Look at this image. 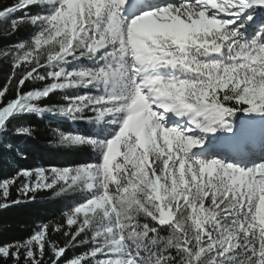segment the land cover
I'll return each instance as SVG.
<instances>
[{
    "label": "snow or ice",
    "instance_id": "snow-or-ice-1",
    "mask_svg": "<svg viewBox=\"0 0 264 264\" xmlns=\"http://www.w3.org/2000/svg\"><path fill=\"white\" fill-rule=\"evenodd\" d=\"M22 29L0 46V140L53 116L89 159L0 179V209L75 201L0 264H264V0L0 2V35Z\"/></svg>",
    "mask_w": 264,
    "mask_h": 264
},
{
    "label": "trees",
    "instance_id": "trees-1",
    "mask_svg": "<svg viewBox=\"0 0 264 264\" xmlns=\"http://www.w3.org/2000/svg\"><path fill=\"white\" fill-rule=\"evenodd\" d=\"M4 4H11L12 0H0ZM31 29H22L12 36L0 35V46L14 43L26 38ZM10 67L7 63H0V86L5 83ZM39 82H36L38 85ZM27 84L26 87H33ZM61 94L57 93L47 100L45 104L61 103ZM243 114H238L237 119H241ZM14 123H25L34 128V134L28 136H8L0 140V179L7 178L16 170L21 168L50 167V166H71L89 159L86 152L76 148H68L58 143L54 129L60 128L67 131L75 128L83 129V124L72 126L73 123L53 116L45 115L38 117L35 115L21 118ZM12 143L18 147L19 151L26 158H21L16 150H9L6 145ZM12 199L17 198L15 189L12 191ZM73 199L53 197L51 190H42L36 194L34 201H25L17 205H12L5 209H0V242H10L20 240L29 236L35 226L42 222H62L63 213L66 212ZM58 241L64 238L60 235L53 237ZM81 249H77L80 251ZM73 253L69 252L71 256Z\"/></svg>",
    "mask_w": 264,
    "mask_h": 264
},
{
    "label": "bare ground",
    "instance_id": "bare-ground-1",
    "mask_svg": "<svg viewBox=\"0 0 264 264\" xmlns=\"http://www.w3.org/2000/svg\"><path fill=\"white\" fill-rule=\"evenodd\" d=\"M243 117V116H242ZM246 117L244 116V118L243 119H245ZM257 124H259V122H257Z\"/></svg>",
    "mask_w": 264,
    "mask_h": 264
},
{
    "label": "rangeland",
    "instance_id": "rangeland-1",
    "mask_svg": "<svg viewBox=\"0 0 264 264\" xmlns=\"http://www.w3.org/2000/svg\"><path fill=\"white\" fill-rule=\"evenodd\" d=\"M243 118H244V115H243V117L241 119H243Z\"/></svg>",
    "mask_w": 264,
    "mask_h": 264
}]
</instances>
